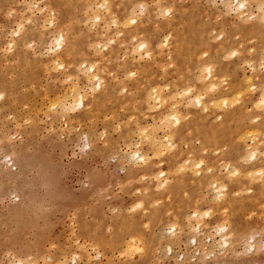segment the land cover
Listing matches in <instances>:
<instances>
[{
    "label": "rangeland",
    "instance_id": "1",
    "mask_svg": "<svg viewBox=\"0 0 264 264\" xmlns=\"http://www.w3.org/2000/svg\"><path fill=\"white\" fill-rule=\"evenodd\" d=\"M98 1L92 0L96 6L91 8L88 0H0V36L7 35L5 43L0 38V264H264V180L255 178L258 175L241 178L243 189L239 191L234 185L224 201L214 197L211 187V181L218 178L235 183V177L223 178L225 164L241 165L243 152L233 144L235 140L206 156V164L214 169L210 180L200 182L204 174L186 180L182 173H169L171 178L164 188L143 180L144 192L136 191L139 181L129 179L131 164L124 157L127 144L139 141L137 120L141 117L145 126L152 122V116L138 117L142 91L137 82L149 89L157 83L174 86L188 81L199 61L195 51L209 49L222 40L227 48L240 52L215 55L217 73L227 75L230 82L240 81L253 76L250 63H255L260 76L254 80L262 81L264 21L257 24L255 19H239L235 12L225 10L223 0H110L104 7L112 5L113 34L108 37H114L119 47L114 57L109 56L110 43L108 51V46L99 45L93 37L97 27L91 15L106 11L98 7ZM29 5L34 18L41 9L54 23L46 20L45 26H31ZM169 8L172 12L165 13ZM158 13L164 14L155 16ZM125 14L138 15L134 25L140 36L153 40L152 46L170 35L164 50L154 46L155 62L149 61L144 50L131 55L130 48L137 40L124 39L126 33L116 22L117 16ZM20 22L25 26L18 35ZM49 33L65 36L57 52L44 48ZM10 42L15 46L10 47ZM57 55L66 67L48 69L47 60ZM93 62L106 65L109 87L107 92L89 90L87 99L96 103L90 101L66 117L58 109L50 114L39 110L57 100L59 78L68 75V67L84 68ZM126 71L132 77L126 78ZM257 90L242 96L236 106L241 107L243 122L257 116L263 128L264 114L253 100ZM217 121L223 126L225 118ZM237 121L230 118L228 124L234 129ZM183 125L176 128L181 136L180 156L191 146L202 144L198 136H192L195 130ZM261 139L263 135L257 141ZM140 146L147 150L146 142ZM178 183V192L170 197L169 191ZM130 187H134L131 192ZM146 192V209H131L133 202L137 205L140 201L137 194ZM255 195L257 200L252 202ZM186 197L191 200L190 211L211 208L213 217L203 219L207 225L187 229L178 224L174 233L169 229L171 221L163 226L154 221L157 214V218L172 216ZM216 223L228 224V244L222 243L224 231ZM194 237H198L200 247ZM128 239L136 246L140 241L138 246H145V250H138Z\"/></svg>",
    "mask_w": 264,
    "mask_h": 264
},
{
    "label": "bare ground",
    "instance_id": "2",
    "mask_svg": "<svg viewBox=\"0 0 264 264\" xmlns=\"http://www.w3.org/2000/svg\"><path fill=\"white\" fill-rule=\"evenodd\" d=\"M88 1L91 8L96 6H93L94 4L92 0ZM107 3H110V0H100L98 6L105 9V13L95 11L91 15L94 19L93 23L97 27L93 37L99 45L108 46V51L111 47H113L109 52V56L114 55V57H116V48L119 47L116 45L118 42L114 43V37H108L113 34V29L111 27L112 5L108 4L106 8L104 6ZM222 3L227 12H235V15L243 21L255 19L257 24L264 21V0H223ZM253 7L256 8L255 11ZM33 10L34 9H32L31 5H29L28 11L30 15L27 20L31 23V26H45L46 20L50 23H54V19H47V16L45 17L44 11L41 9L39 11V16L34 18L35 12ZM133 12L134 11L132 10L131 13ZM166 12L171 13L172 9L169 8L165 11V13ZM163 14L164 13H158L155 14V16H162ZM116 22L119 24L120 31L126 33L124 39L130 38L131 40H137L135 46L130 48L131 55H133L136 50H144L146 57H148L149 61L153 63L156 60L153 50L154 46H159V48H163L164 50L165 46L170 44V35L167 34L164 39L161 37L163 40L160 38L161 41L158 40L154 46H152V39L140 36V30H137L138 26L134 25L138 23V15L135 16L132 14L130 16L125 14V16H117ZM24 26L23 22L18 23V28L16 30L18 35L23 33ZM219 32L221 33V31ZM6 36L7 35L4 33L0 36L3 43H5ZM64 43L65 36L63 34L57 36L54 33H49L45 38L44 48L46 52H57L60 48H62ZM109 43L110 46L112 45L111 47H109ZM14 46L15 43L10 42V47ZM204 46L208 47L209 43H205ZM98 51L100 52L99 49ZM239 52L240 51L238 49L233 50L230 46L227 48L225 41L222 40L209 49L200 50V48H198V50L195 51L196 57L199 61L197 63V69L193 73L192 79L183 81L181 84L174 86L157 83L149 89L141 87V83H136L138 89H141L142 91L140 99V114L138 117H140V115L152 116V122L151 124H147V126L143 125L141 117L137 120L136 135H139V141L133 142L135 144H130L131 141L127 138L130 143L127 142L128 144L126 147L128 151H124L126 152L124 153V157H126L131 164L129 179L139 181V185L136 188L137 192L146 191L147 188H144V184L142 183L143 180H147L151 185H154L159 189L164 188L168 185V181L171 178L169 177V173L172 175L182 173V178L186 180H195L198 175L204 174V177L199 178V181L201 182L203 179L207 181L208 178L210 180L213 177L211 173L214 172V169L212 166L206 164V156L208 153L218 151L216 150L217 148L230 144L232 140H235V143L233 144H236L238 148L242 149L243 156L240 157V160H242L241 165L233 166L229 163L225 164L224 169L226 172L223 178L231 179L232 177H235L233 178L235 179V183L232 185L233 182L230 183V181H221L219 178L218 180L216 179L211 181V187H213L215 192L214 197L219 201H224L226 195H230L233 192L231 187L233 188L234 185H236L237 189L241 191L243 189L241 178H244L245 176H249L253 179L258 175V177L255 178L264 180V139L257 141L258 137L262 135L264 136V127L262 128V124L258 122L259 117L257 116L252 117V119L249 118L250 120L248 121L250 122H243L242 119H240L241 107L236 106L242 96L246 95L248 97V95H251L252 90L258 88L256 94L253 96V100L255 107L264 114V78L262 81L259 79L255 82L254 78L257 79L260 75L258 71H256V64L250 63L253 71H255L253 76L250 75L251 77L249 76V78L246 76V78H241L240 81L231 80L230 82L227 75H219L217 73L216 67L213 64L214 59L216 58L215 55H236ZM94 54L96 53L94 52ZM59 56L60 55H57L56 59L51 58L47 60L48 69L56 70V68L59 69V67H66L65 62L60 61ZM140 57H143V55L140 54ZM224 58H226V56ZM106 61H108V59ZM262 61L264 62V60ZM173 62L174 60L172 58L171 64ZM105 69L106 65L102 62H93L86 65L84 68L76 66L74 69H71L68 67L66 70L68 75L59 78L60 82L57 100L53 102L50 100L51 102L49 101L46 106H41L39 110H43L44 113L46 112L47 114H50L49 112L52 109H58L60 110L62 116L66 117L69 111L81 107L83 108L89 104L90 101L96 103L97 100L95 99H87L88 93L89 90L92 93L99 90L102 92L109 91L107 81L105 80ZM126 74V78L132 77L131 75H128L127 71ZM126 83L129 85L130 82L127 81ZM118 92L121 91L119 90ZM1 98H3V94L0 92V99ZM110 115L112 116V114ZM132 116L133 115H130L129 117L132 118ZM129 117L128 120H130ZM220 117L225 118V121L222 122L223 126L221 125V122L217 121ZM230 118L238 119L234 129H232V127L228 124V119ZM122 121L124 122V120ZM122 121L118 122L122 123ZM181 124H184V129H194L195 131L192 136H198L202 140V144L199 146H191V149L187 153L180 156L179 154L182 153V151L181 148H178V143H180L181 136L177 134L176 128ZM196 125L198 126L197 128H195ZM134 131L132 134H135L136 131ZM101 135H103V133ZM192 136L190 138H192ZM249 141L252 143L249 144ZM140 142L142 144L143 142H146L147 150L141 148ZM145 160H147L148 163H145ZM144 183L147 185V182ZM209 185L210 181L207 184V188ZM179 187V183L176 184L175 187L169 191V196L174 197V195L178 192ZM251 188H246V190L250 191ZM133 190L134 187H130L129 192ZM137 198L140 199L139 203L135 205V202H133L134 204H132L130 208L132 209L133 206H142V209H146L144 202L149 199L148 193L146 192L142 195L138 193ZM215 198H213V200ZM249 198H253V195L251 197L249 196ZM256 200L257 195H255L252 202H256ZM190 206L191 200L186 197L185 202H181L180 205L176 206L172 216L157 218V214L155 215L154 221L158 222L160 226H163L171 221L172 223L169 229H172V232L174 233L178 229V224L182 227L186 226V228L195 227L201 229L202 226L207 225V223L204 225L203 219L213 217L212 211L210 210L211 208L208 210L195 208L190 211ZM216 225H218L217 227H219V230L224 231L223 234L221 233L223 235L222 243L224 245L228 244V242H230L227 238L228 232L226 231L228 224L216 223ZM171 235L173 236V233ZM139 238L140 237H138V239ZM129 239L131 240V238ZM130 240L129 242L134 245V240L133 242ZM193 241L197 247H200L198 237H194ZM139 242H137V246ZM129 245L126 246L133 247V245ZM136 247L131 249L135 250ZM144 247L145 246L141 248L138 246L137 249L145 250ZM124 248L126 249L125 246ZM167 249L171 250L172 247L168 244ZM127 250H129V248ZM197 250H199V248Z\"/></svg>",
    "mask_w": 264,
    "mask_h": 264
},
{
    "label": "clouds",
    "instance_id": "3",
    "mask_svg": "<svg viewBox=\"0 0 264 264\" xmlns=\"http://www.w3.org/2000/svg\"><path fill=\"white\" fill-rule=\"evenodd\" d=\"M144 162H145V163H148V161H147V160H145Z\"/></svg>",
    "mask_w": 264,
    "mask_h": 264
}]
</instances>
